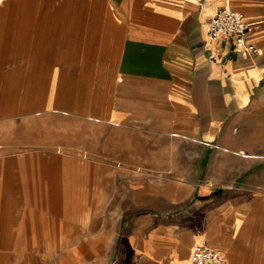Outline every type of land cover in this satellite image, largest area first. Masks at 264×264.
Returning a JSON list of instances; mask_svg holds the SVG:
<instances>
[{
  "label": "crops",
  "instance_id": "0c3cea01",
  "mask_svg": "<svg viewBox=\"0 0 264 264\" xmlns=\"http://www.w3.org/2000/svg\"><path fill=\"white\" fill-rule=\"evenodd\" d=\"M222 7L255 55L209 38ZM0 149V252L112 226L82 250L264 264V0H0Z\"/></svg>",
  "mask_w": 264,
  "mask_h": 264
},
{
  "label": "rangeland",
  "instance_id": "374dc122",
  "mask_svg": "<svg viewBox=\"0 0 264 264\" xmlns=\"http://www.w3.org/2000/svg\"><path fill=\"white\" fill-rule=\"evenodd\" d=\"M28 150L29 148H21V147H14L11 151V154L14 155H22L21 153H23L22 151L24 150ZM2 150V149H0ZM2 152L0 151V158L1 159H6V158H12L11 155L9 156H2L1 154ZM24 154H26V152L24 151ZM82 164L84 165V163H90L87 162L86 159L84 161H81ZM2 181L3 180V176L2 178H0ZM13 206V210H12V215L15 218L18 213H21L20 210V206L21 205H10V207ZM25 206V205H24ZM28 206V205H26ZM44 206V205H42ZM41 206V207H42ZM9 205H5V204H1L0 203V216L3 218L6 215L9 217L11 214L7 212ZM9 207V208H10ZM40 208V206H38ZM83 207V202H82V206ZM26 212V211H25ZM44 213L43 212H37L36 217L42 216ZM24 214V213H23ZM80 215V218L75 221L74 223L76 225H80V226H84L85 224H89V223H93L97 226H100L101 221L100 220H86L85 214L82 212ZM25 218L27 217V215H23ZM35 217V218H36ZM2 221V219H0ZM101 227V226H100ZM90 227H84L82 230L88 229ZM99 228V227H98ZM96 227L93 228L92 230V234H84V233H79L80 228H78V234H76V229L72 228L71 230H69L68 228L63 230L64 231V235H62L61 237V251L60 253H55L52 251H48V252H0V264H10V255H12V263L11 264H106V252L101 251L100 249L98 250H94L93 252L90 251H86V250H82L86 245H88L87 243L92 242V243H108L110 241L107 242V240H104V237L102 238L100 236V232L102 230H107L110 232L113 231L112 226L110 228L107 229H98ZM106 228V227H105ZM98 230V231H97ZM89 232L91 231L88 230ZM87 231V232H88ZM47 242V240H45ZM36 242V241H35ZM81 248V250H79ZM59 254V256H58ZM59 257V258H58Z\"/></svg>",
  "mask_w": 264,
  "mask_h": 264
},
{
  "label": "built area",
  "instance_id": "2783aa9c",
  "mask_svg": "<svg viewBox=\"0 0 264 264\" xmlns=\"http://www.w3.org/2000/svg\"><path fill=\"white\" fill-rule=\"evenodd\" d=\"M208 36L211 40L231 39L237 49L246 55H255L256 47L247 41L248 24L241 14L227 7L218 9L208 22ZM188 264H224L223 255L202 244L191 247Z\"/></svg>",
  "mask_w": 264,
  "mask_h": 264
}]
</instances>
